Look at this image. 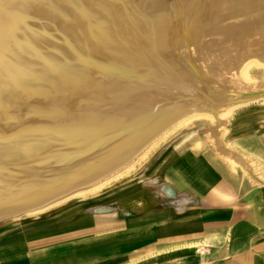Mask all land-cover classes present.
I'll use <instances>...</instances> for the list:
<instances>
[{
	"label": "bare ground",
	"instance_id": "1",
	"mask_svg": "<svg viewBox=\"0 0 264 264\" xmlns=\"http://www.w3.org/2000/svg\"><path fill=\"white\" fill-rule=\"evenodd\" d=\"M202 48L244 78L264 65V0H0V220L95 195L214 121L178 70Z\"/></svg>",
	"mask_w": 264,
	"mask_h": 264
},
{
	"label": "crops",
	"instance_id": "2",
	"mask_svg": "<svg viewBox=\"0 0 264 264\" xmlns=\"http://www.w3.org/2000/svg\"><path fill=\"white\" fill-rule=\"evenodd\" d=\"M221 114L207 119L212 149L172 151L156 176L60 236L0 250V264H264V106L222 135Z\"/></svg>",
	"mask_w": 264,
	"mask_h": 264
},
{
	"label": "rangeland",
	"instance_id": "3",
	"mask_svg": "<svg viewBox=\"0 0 264 264\" xmlns=\"http://www.w3.org/2000/svg\"><path fill=\"white\" fill-rule=\"evenodd\" d=\"M210 39L215 41L212 38H207L203 40V43L208 42L211 44L212 41ZM203 51L206 52V49L203 50L202 48L201 55H198L196 59L192 58L193 65L191 60H188L191 58L187 56L185 58L182 57V67L179 66L178 70L184 75L188 71L186 77L193 82L191 83L192 88L197 90L202 89V94L211 98L210 102L212 103L211 105L215 106L213 110H215L216 116L225 112V108L231 107L233 104H239L224 119H221L223 125H220V133L222 135L227 130L228 125L236 121L239 115H243L255 107L264 106V65L259 63L247 69L248 77L244 78L239 75L237 70L240 63L234 65L229 62L230 66L227 62L229 60L222 61V58H218L219 54L216 53L212 55V61L208 59L211 61L209 64V62H205L207 58H205V55H202L204 54L202 53ZM184 69L187 70L185 71ZM179 79L182 80L180 77ZM237 81L238 83H235ZM182 82L184 84L183 80ZM239 83L241 86H239ZM228 86L230 88L232 86L233 90L231 88L230 90L232 91H230ZM218 105L219 107H217ZM214 126L216 125L212 122L201 118L186 127L180 128L158 147L150 151L147 156L148 158L146 157L143 162L135 165L134 169L127 176L103 188L104 190L102 189L95 195L71 199L60 203V205H52L45 211L37 214L33 213L34 215L21 213L14 217L0 220V250L12 249L15 246H19L24 240L35 239V237L41 240L43 237H57L68 232L69 229L75 227L78 218L83 219L91 215L96 207L102 205L109 206L112 203L110 200L112 195L125 191L132 183L149 179V176H156L163 161L169 158V155L174 150L184 153L190 149H196L199 152H204L207 147L212 149L213 142L211 140L210 129ZM196 145H199V148L195 147Z\"/></svg>",
	"mask_w": 264,
	"mask_h": 264
}]
</instances>
